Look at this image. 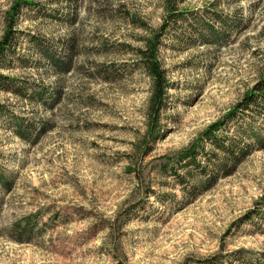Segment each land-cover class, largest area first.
I'll return each instance as SVG.
<instances>
[{
  "label": "rangeland",
  "instance_id": "obj_1",
  "mask_svg": "<svg viewBox=\"0 0 264 264\" xmlns=\"http://www.w3.org/2000/svg\"><path fill=\"white\" fill-rule=\"evenodd\" d=\"M33 1L56 9L58 20L23 16L17 28L74 38V68L58 80L32 68L1 73L57 87L60 100L49 110L0 91V264H196L217 253H264L263 221L236 227L249 211L264 215V150L194 198L170 180L162 186L158 175L252 86L264 61V0H183L181 9L215 3L219 12L250 16L227 47L160 48L173 88L155 139L146 117L150 79L131 51L161 25V1ZM10 4L0 0V38ZM128 14L143 26L124 22ZM109 65L113 78L103 83L95 70ZM9 113L41 133L21 141Z\"/></svg>",
  "mask_w": 264,
  "mask_h": 264
},
{
  "label": "trees",
  "instance_id": "obj_2",
  "mask_svg": "<svg viewBox=\"0 0 264 264\" xmlns=\"http://www.w3.org/2000/svg\"><path fill=\"white\" fill-rule=\"evenodd\" d=\"M160 1L164 12L161 25L156 31H150L146 37L140 39L142 47L131 51L136 64L150 79L151 90L146 117L152 139L159 134V118L167 110L168 91L173 88L159 61L160 48L166 47V41L177 42L179 46L196 44L194 46L213 49L227 47L231 44L232 37L247 26L250 16L249 13L248 17H244L235 10L219 12L215 3L200 11H191L180 8L183 0ZM70 10L71 17L66 20L69 28L73 26L76 18L73 7ZM29 15L33 19L47 18L54 21L59 17L56 9L46 11L33 0H11L3 15V33L0 38V91L51 110L60 100L59 88L42 90L1 74L17 67L32 68L42 70L58 80L74 68V38L70 37L67 41L50 40L19 30V19ZM122 20L134 26H143L129 14ZM21 49L26 53H21ZM95 71L103 83L113 78L111 65ZM3 114L0 106V117ZM5 116L9 118L10 130L21 141H28L30 137H37L41 133L39 127L36 129L31 124H25L12 113ZM263 150L264 61L256 70L252 86L245 90L238 102L220 120L211 124L195 144L175 159L163 162L158 167V175L164 182L162 186H167V180H170L174 186L179 187L184 197L194 198L202 190H208L217 179L233 175L236 168L251 154ZM148 194L158 197V193L151 190ZM258 212L253 210L246 213L239 219L236 227L245 223L254 226V220L264 222V215ZM17 240L20 242L21 239ZM196 264H264V253L252 255L245 250L217 253L197 261Z\"/></svg>",
  "mask_w": 264,
  "mask_h": 264
}]
</instances>
